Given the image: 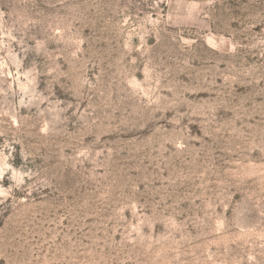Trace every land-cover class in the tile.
Instances as JSON below:
<instances>
[{"label":"rangeland","instance_id":"1","mask_svg":"<svg viewBox=\"0 0 264 264\" xmlns=\"http://www.w3.org/2000/svg\"><path fill=\"white\" fill-rule=\"evenodd\" d=\"M0 264H264V0H0Z\"/></svg>","mask_w":264,"mask_h":264}]
</instances>
